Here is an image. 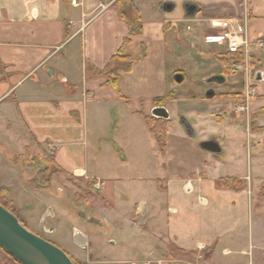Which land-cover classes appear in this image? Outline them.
Listing matches in <instances>:
<instances>
[{
  "label": "crops",
  "instance_id": "obj_1",
  "mask_svg": "<svg viewBox=\"0 0 264 264\" xmlns=\"http://www.w3.org/2000/svg\"><path fill=\"white\" fill-rule=\"evenodd\" d=\"M70 1L0 0V189L8 190L17 213L25 218L14 202L18 176L24 178L20 195L38 191L26 186L37 172L24 170L21 161L32 138L42 152L50 149L55 165L73 180L99 184L107 202L104 185L122 182L102 171L106 161L99 157L109 151L106 132L113 124L127 149L114 139L110 165H130L128 181L137 185L122 214L130 218L128 233L139 240L133 258L187 264L171 250L163 259L164 250L194 255L203 248L210 254L206 264H264V208L254 209L264 157L252 155L264 146V127L252 130L244 123L255 116L264 125V0ZM118 9L142 27L123 47L128 27ZM224 24L240 25L252 46L241 52L238 72L229 70V54L217 38ZM120 49L133 65L114 89L100 73ZM157 107L169 116L159 119L166 128L163 152L146 121ZM203 126L223 129L224 136L217 141L211 133L207 139ZM234 133L245 135V143H231ZM210 140L220 153L200 147ZM224 179L246 187L227 189ZM56 225L48 230L51 236ZM83 238L89 239L74 230L80 247Z\"/></svg>",
  "mask_w": 264,
  "mask_h": 264
},
{
  "label": "rangeland",
  "instance_id": "obj_2",
  "mask_svg": "<svg viewBox=\"0 0 264 264\" xmlns=\"http://www.w3.org/2000/svg\"><path fill=\"white\" fill-rule=\"evenodd\" d=\"M228 54L230 65L229 70L238 72L237 67L242 65L241 58L243 53L237 52ZM253 70L254 69H251V78L254 73ZM118 117L119 116H117V118ZM254 117H250V120H244L245 125H250V129L252 130L253 128L255 130L263 128L264 125H260V122H258L259 120ZM112 125L113 124H111L110 130L107 128L108 131L106 132L109 151L103 149V152L99 154V157H103V160L106 161V166H109L107 168L105 166L102 171L109 174L114 173V175L119 177L122 182L104 185L103 191L107 202L102 198L100 186H98V188L96 187V185L99 184L95 183L96 185H92L89 182L70 180L64 175H53L50 187L44 190H38L31 197H28L27 195L25 196L24 194L20 195L24 178L19 175L16 180L19 193L15 196L14 202L20 205L22 212L25 213V218L21 216L22 214H20V212L18 216L24 222L25 227L29 231L59 247L63 252L70 255L72 260L76 261L75 263L77 264H142L143 262L158 264V262L151 257L147 260H143L142 258L138 259L136 257H134V259L131 254L133 247H135V244L138 243L139 240H136V238L130 236L128 233L127 224L128 221H130V218H126L123 215L129 211L128 208L130 203L127 201V198L128 195H130L129 193L132 192L131 188L133 186L135 188L137 185H131L130 181H128V175L133 170L130 168V165L123 166L120 164L118 167L115 166V168L110 165V158H113L114 156L111 150V143L114 139L118 140V145L123 148V151H126L127 149L126 138L123 135L118 137L115 133L116 130L112 129ZM240 125H242V123H240ZM219 129L216 130L215 128L211 129L208 126H203L202 131L207 139H209V136L212 133V135H215L213 137H216L217 141H220L221 136H224V130L222 129L219 131ZM237 129H241L239 125H237ZM230 136L233 140L230 142H234V145L245 143V135L242 133H234ZM194 141H196V139H194ZM253 141L254 139L252 142ZM146 144L151 147L154 142L151 140V143L149 141L146 142ZM263 147L264 146L260 147L258 150L255 148V151L252 149L254 151L252 152L253 157L257 152H260L264 157ZM50 153V149L42 152L35 144L29 153V161L34 165V168L31 170L28 169L27 171L35 170V172L38 173L40 170L44 169V163H48L50 169H52L53 160ZM262 161H264V158ZM244 162L246 170L247 160ZM23 169L26 170L24 167ZM52 170H54V168ZM148 170L151 171L150 168H148ZM256 173L257 171L253 169L251 171L252 177H254ZM262 173H264V167H262ZM143 186L146 191L148 190V193L151 191L149 182H144ZM108 199H110L112 203H109ZM261 208H264V184H262L260 190L258 189L254 199V209L258 211ZM115 210L117 211L115 212ZM131 221L134 225L141 228L142 225L138 217L132 218ZM55 225L56 234L51 236L48 230L53 229ZM120 228L124 230L122 233L118 231ZM74 230L80 231L89 238L88 240L83 238V247L78 246L77 243L74 242ZM77 235L82 237V235L76 233V238H79ZM119 236L121 243L117 240ZM111 240H113L112 243L115 244H110ZM169 250L175 254L178 261L182 260L180 262H185L187 264H206L205 261L209 258L208 256H210V254L204 250L202 252L198 250V253H195L194 255H187L170 248L167 249V251L164 250L165 253L162 256L163 259L168 255L167 253L170 252ZM248 256H251V250L248 252ZM137 259L139 261H135ZM169 264L172 263L169 262Z\"/></svg>",
  "mask_w": 264,
  "mask_h": 264
},
{
  "label": "trees",
  "instance_id": "obj_3",
  "mask_svg": "<svg viewBox=\"0 0 264 264\" xmlns=\"http://www.w3.org/2000/svg\"><path fill=\"white\" fill-rule=\"evenodd\" d=\"M118 15L121 19L127 21L126 16L119 11L118 9ZM127 27H128V35L123 40L122 47L128 44L132 38L138 37L142 33V27L140 24V20L136 17L135 19H132L131 21H127ZM122 49V48H121ZM119 50L118 53L113 56L105 68L101 71L100 76L104 79V84L110 87H113L114 89H117L118 81L120 79V76L122 73H128L133 65V60L123 55L122 50ZM161 101L156 100L155 104H160ZM147 125L150 130V133L154 136L156 139L158 145L160 146L161 151H164L165 147V135H166V128H165V122L162 120H157L154 118H147ZM33 145L30 148H27L25 150V153L23 157L21 158L22 166L28 170L33 169L34 165L30 163L29 157H30V150L35 146L34 138H32ZM45 167L43 170H40L36 177L29 181L27 183V188L30 190H44L50 187L51 184V178L53 175L58 176H66L68 179H72L71 176L66 175L59 167H57L52 161V166L54 170L50 169L48 163H44ZM73 180V179H72ZM90 184H95V182H89ZM223 186L227 189L231 190H242L246 187L245 183L240 180H233V179H224L221 181ZM8 190L5 188L0 189V205L5 208L7 211H9L11 214H13L19 222L25 227L24 222L19 218L17 210L14 207V204L11 200L8 199ZM71 260L72 258L69 257ZM72 262H76L73 261ZM0 264H19L16 260H14L9 254H7L3 249L0 248ZM77 264V263H75Z\"/></svg>",
  "mask_w": 264,
  "mask_h": 264
},
{
  "label": "water",
  "instance_id": "obj_4",
  "mask_svg": "<svg viewBox=\"0 0 264 264\" xmlns=\"http://www.w3.org/2000/svg\"><path fill=\"white\" fill-rule=\"evenodd\" d=\"M189 12L194 8L189 7ZM215 79V78H214ZM261 80V74L255 76V81ZM211 96V94H208ZM156 119L167 120L165 108L157 107L151 111ZM209 153H220L219 144L210 140L200 144ZM0 248L9 254L19 264H75L59 247L35 235L24 227L19 220L0 205Z\"/></svg>",
  "mask_w": 264,
  "mask_h": 264
},
{
  "label": "built area",
  "instance_id": "obj_5",
  "mask_svg": "<svg viewBox=\"0 0 264 264\" xmlns=\"http://www.w3.org/2000/svg\"><path fill=\"white\" fill-rule=\"evenodd\" d=\"M70 4L72 6H78L77 0H71ZM85 27V24L82 26ZM218 36L220 40L224 42L225 49L227 53H237L243 52L247 54L252 47L250 44H247L246 40L243 38V30L240 25H236L235 27L231 24H224L223 26L218 27ZM257 47H262L261 43L255 44ZM99 185H96L98 188ZM190 186L185 187V192H190ZM199 251H203V248H199ZM135 264V263H134ZM137 264V263H136ZM142 264H151L150 262H143ZM158 264H169V262H159ZM181 264V263H174Z\"/></svg>",
  "mask_w": 264,
  "mask_h": 264
}]
</instances>
